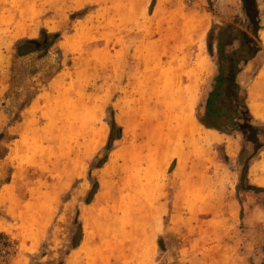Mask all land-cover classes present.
Segmentation results:
<instances>
[{"label":"rangeland","instance_id":"1","mask_svg":"<svg viewBox=\"0 0 264 264\" xmlns=\"http://www.w3.org/2000/svg\"><path fill=\"white\" fill-rule=\"evenodd\" d=\"M249 7L262 27L261 51L239 81L246 89L249 109L252 101L261 106L259 114L250 112L264 126V0H249ZM188 17L200 19L203 27L197 42L182 53L189 56V64L194 55L205 56L210 68L197 76L193 86L190 114L199 124L196 117L203 111L216 73L214 59L207 53V36L209 32L216 35L227 24L247 25L243 0H0V157L12 148L13 153L40 160L23 183L34 182L38 190L51 188L49 199L54 202L49 207L41 203L21 206L23 212H17L11 224L0 217L2 225L15 229L0 230V241L9 245L6 254L0 252V264H64L77 236L76 221L82 231L84 226L86 231L95 228L105 235L113 256L118 239L128 242L129 222H144V209L146 222L140 227L146 231L141 243L151 248V264H175V247L181 250L177 264H223L230 257L238 264L264 262V211L257 208L264 203V193H236L227 184L224 191L212 188L194 197V190L176 191L171 184L175 175H168L166 167L153 168V131L164 112L161 73L170 63L175 65L173 56L183 55L174 50ZM43 33L50 37L48 47L17 55L18 43L41 41ZM38 93H42L41 105H33L27 111L29 120L21 124L25 109ZM112 121L120 127L121 137L113 142L107 161L96 168L107 153ZM99 127L106 128L105 136L91 151L88 147ZM201 129L213 138L201 142L196 153L190 143L185 144L184 153H207L211 168L217 167L218 160L222 178L227 167L219 156L238 153L242 136L237 132L219 138L215 131ZM245 146L251 152V146ZM170 153L161 154L177 158V153ZM260 156L248 181L264 188V149ZM189 164L187 159L184 168ZM76 168L78 177L73 174ZM0 174L1 184L9 176L1 162ZM95 181L97 192L86 204ZM128 188L138 196L130 198ZM19 192L28 195L25 185L19 186ZM139 198L149 201L140 212ZM48 209V229L36 241L33 215ZM3 213L0 206V216ZM234 240L236 255L226 243ZM164 241L166 254L160 252ZM127 251L124 246L121 264L129 261L124 258Z\"/></svg>","mask_w":264,"mask_h":264},{"label":"crops","instance_id":"2","mask_svg":"<svg viewBox=\"0 0 264 264\" xmlns=\"http://www.w3.org/2000/svg\"><path fill=\"white\" fill-rule=\"evenodd\" d=\"M41 97H42V93H38L36 94V96H34L29 106H27V108L25 109L26 111L24 114L25 116L21 124L24 122L26 123L29 120L27 111L33 105L36 104L41 105L42 103L40 101ZM42 124L46 125L48 124V122H43ZM215 132L219 135V138H221V135L228 136L225 134L218 133L217 131ZM225 147H227V145H225ZM20 153H15V152L13 153L12 148H9L7 153H4L3 156L0 157V162L2 164V167L4 168L6 166V168H8L9 170V176L7 180H5L0 184V206L4 207V213L0 217L4 221V223H8V224H11L12 217L16 218V216H18L17 215L18 213L23 212V210H20L21 206H26V204L30 206H37L41 203L49 207L50 203L54 204V202H51V200L49 199V197L51 196V188L38 190L35 189L37 187V184H35L34 182L31 184L23 183L27 172L33 167L40 166V160L27 158L26 155H24V153H21L18 159L14 158L16 154H20ZM170 154L173 155L174 153H170ZM237 154L238 153H223L222 156H219L220 160L222 157L224 166L226 165L227 167V171L225 174L222 175V178H221V174H222L221 162L216 160L217 167L214 165L211 168V166H209V155L207 153H197L196 155H194L193 153H177L176 159L175 157L166 158L161 153H154L153 168L155 167L156 169L158 167L159 169H161L163 166L166 167L168 175L170 176L175 175V180L172 181L171 184H173L176 191L182 189L194 190L195 191L194 195H192L194 197H198L201 192L209 191L212 188L224 191L225 189H227V184H230L231 188H234L235 191V185L238 181V171L236 166ZM187 159L191 161V164L187 165L184 168V162ZM261 159L262 157L260 156L259 153L258 157L250 163L248 174L253 164L256 162H260ZM228 163L231 164L233 167L227 166ZM73 174L74 176L78 177L79 171L77 172V170L75 169ZM248 174H247V178H249ZM227 181H229V183H227ZM24 185L27 188L28 195H24L23 193L21 194L19 192V186H24ZM175 197H177V194H175ZM225 202H226L225 200L221 199V204H225ZM148 204L149 201H147V199L139 198L137 205L141 206V208H139L138 211H142L144 207ZM229 204L234 206V202L231 199L229 200ZM88 208H90V205ZM257 208L264 211V207L258 205ZM49 214H50V209H48L45 213L41 212V215L39 216L33 215V218L34 217L36 218L35 220L36 224L34 226L36 241H40L45 230L48 229V223L50 221ZM143 216H145V209L142 214V218H141L142 221L144 218ZM13 229H14L13 226L8 229L6 227V224L2 225V223H0V230L2 231L9 230L10 232H13ZM143 235L140 237L138 235L137 236L134 235L135 237H133V233H131L129 230L126 236L128 242L125 243L120 239H118L119 242L115 246V249L113 250L114 255L112 256L109 251V249H111V246L110 244L108 245L106 243L107 241L106 236L102 235V233L96 230L95 228H93V231L91 232L88 229L86 231L83 226L81 241L76 248L71 249L65 255L64 264H121V260H122L121 252L123 251L124 246H127L128 249L127 251L128 257L127 256L124 257L126 259L127 258L129 259L128 263L126 264H151L150 261V256L152 254L151 248L147 247L148 255L145 257L144 260H143V256L140 253L144 248L141 246L142 245L141 242L144 237ZM135 238L138 239L141 238V239L135 240ZM22 239L24 240V238ZM135 243L138 244L136 245ZM226 243L227 246H229V248L231 247L233 249V254L236 255V251L238 249L236 246V241L234 240L233 244L232 243L230 244L229 241ZM162 247L163 250L160 251L162 254H166L169 252L166 248L165 241ZM179 252H181L179 247H175L174 255H173V260L175 264H177V260H178L177 255ZM111 258H113L114 261ZM222 262L223 264H238L236 259H234V261L232 262L231 257L226 259V261H222Z\"/></svg>","mask_w":264,"mask_h":264},{"label":"trees","instance_id":"3","mask_svg":"<svg viewBox=\"0 0 264 264\" xmlns=\"http://www.w3.org/2000/svg\"><path fill=\"white\" fill-rule=\"evenodd\" d=\"M246 5L248 23L242 27L227 24L222 27L216 35L209 32L206 39L208 55L214 59L216 73L210 83L203 111L196 117L197 122L206 129L217 131L228 136H234L237 132L242 136V143L237 154L236 166L238 181L235 185L236 193L251 192L264 193V188L251 185L247 174L250 163L255 160L264 149V126L256 121L247 104V92L241 85L239 77L245 67L253 61L261 51L259 31L262 29L257 14L249 7V0H243ZM50 37L43 33L41 41L26 40L16 46L18 56H24L38 47H48ZM28 46V47H27ZM27 47V48H26ZM121 132L114 121L110 123V133L103 157L96 163V168L101 167L112 150L113 142L120 139ZM246 144L252 150L248 152ZM95 181L88 192L85 203L89 204L97 192ZM253 195V197H255ZM259 203V202H258ZM264 207V203H259ZM77 225V236L71 241V249L76 248L82 237V228ZM260 264H264L260 263Z\"/></svg>","mask_w":264,"mask_h":264},{"label":"bare ground","instance_id":"4","mask_svg":"<svg viewBox=\"0 0 264 264\" xmlns=\"http://www.w3.org/2000/svg\"><path fill=\"white\" fill-rule=\"evenodd\" d=\"M182 24L183 25H182L181 34H179V37H178L179 38V45H177L176 49L174 50L175 52L177 51V53L181 52L180 54H183L182 50L185 49V47H186V49L189 47H192L194 45V43L197 42L196 40H198V38H199V32H200L201 28L203 27V21H201L200 19L194 18V17L193 18L188 17L183 21ZM184 52H185V50H184ZM167 54H168V52L166 53V55ZM169 55H170V53H169ZM188 57L189 56L186 53H184L179 58H176L173 56L172 59H173V62L175 65H172L170 63V66L167 69H165L164 71H162V73H161V78H160L161 79V82H160L161 83V97H162L161 100H162V104L164 106V112L161 114L160 118L158 119L156 128L153 131V138L155 139L156 144H155V148L150 150L151 153L152 152H154V153H165V152H168V153H170V152H172V153H184L185 149L183 150V147L187 143L191 144V146L193 148V153H196L199 149V144L201 142L207 141L208 138L212 136L211 132L201 131L202 130L201 128H203V127L199 124H196V122L192 119L191 114H190L192 102H193L194 96H195V90L193 87L194 82L197 79V76L199 74H201L202 72L205 73V72L209 71L210 68H208V65L205 61V58H206L205 56L203 57V56H200L199 54L196 56L194 55V58H193L191 64L188 63V61H189ZM182 79H185V82H183ZM249 106L255 114H259V110L261 108V106H259V104L253 103V101H252L249 103ZM260 112H261V110H260ZM102 127H101V130L99 127V129H98L99 131L95 130L96 133H94L95 131L93 132L94 136L92 135L93 138H92V142H90V146L88 147L89 150H91V151L94 150L97 147V145L100 142H102V139H104V136H105V130L104 129H106V128L105 127L102 128ZM205 131H213V130L205 129ZM77 167H80V166H77ZM76 169L78 172V168H76ZM129 174H130V172H129ZM126 175H127V173H126ZM132 175L133 174H131V176ZM129 176L126 178L129 179L130 178ZM135 179H136V177H135ZM130 180L132 181V179H130ZM136 180H135V182H134V179L132 181L133 183H135V185H136V182L138 181V180L137 181ZM127 182L130 183V181H127ZM131 184H129V185H131ZM126 190H129V188ZM127 193L130 194V198L131 197L133 198V196L134 197L138 196V194H136V195L131 194V191L127 192ZM129 194H128V197H129ZM124 197L127 198V195ZM121 199H120L121 201L124 200L123 198H121ZM120 204H122V202ZM138 212H140V211H138ZM143 212H141V213H143ZM143 217L145 218V216H143ZM130 218H132V217H130ZM144 218H143V221L146 222ZM137 220L138 221H136V223L134 225H131V221L129 222L130 232L133 233V237H135L134 235H136V236L138 235L140 237L146 231L145 228L140 227L141 221L139 219H137ZM143 223H141V225H144ZM142 227H144V226H142ZM141 229H143L145 231H143ZM136 239H138V238H135V240ZM140 239L141 238H139L138 240H140ZM138 250H140V249H138ZM140 253L143 256V260H144L145 257L148 255L147 247H144Z\"/></svg>","mask_w":264,"mask_h":264},{"label":"built area","instance_id":"5","mask_svg":"<svg viewBox=\"0 0 264 264\" xmlns=\"http://www.w3.org/2000/svg\"><path fill=\"white\" fill-rule=\"evenodd\" d=\"M7 243H4V241H0V252L1 254H6V252L8 251V248H7ZM9 246V245H8ZM5 256H2L1 259H4Z\"/></svg>","mask_w":264,"mask_h":264}]
</instances>
